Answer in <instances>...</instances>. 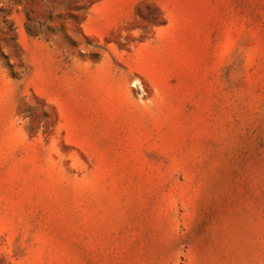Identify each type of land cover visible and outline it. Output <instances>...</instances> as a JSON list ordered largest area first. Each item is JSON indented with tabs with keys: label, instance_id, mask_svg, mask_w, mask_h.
<instances>
[{
	"label": "rangeland",
	"instance_id": "1",
	"mask_svg": "<svg viewBox=\"0 0 264 264\" xmlns=\"http://www.w3.org/2000/svg\"><path fill=\"white\" fill-rule=\"evenodd\" d=\"M0 264H264V0H0Z\"/></svg>",
	"mask_w": 264,
	"mask_h": 264
},
{
	"label": "crops",
	"instance_id": "2",
	"mask_svg": "<svg viewBox=\"0 0 264 264\" xmlns=\"http://www.w3.org/2000/svg\"><path fill=\"white\" fill-rule=\"evenodd\" d=\"M112 32L115 31H84L86 36L98 37L100 39H102L105 36H109Z\"/></svg>",
	"mask_w": 264,
	"mask_h": 264
}]
</instances>
